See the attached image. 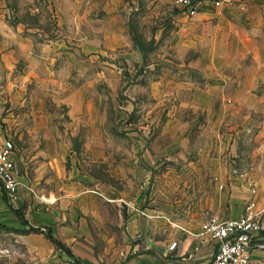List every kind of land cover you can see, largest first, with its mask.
Listing matches in <instances>:
<instances>
[{"label": "rangeland", "instance_id": "374dc122", "mask_svg": "<svg viewBox=\"0 0 264 264\" xmlns=\"http://www.w3.org/2000/svg\"><path fill=\"white\" fill-rule=\"evenodd\" d=\"M217 24L209 15L184 21L174 0H0V133L14 142L20 180L19 199L5 202L21 225H0V264H74L46 229L84 264H127L146 251L127 234L131 211L150 202L137 208L136 197L177 169L185 148L190 157L206 128L194 123L186 143L187 125L170 121L181 101L165 68L207 48ZM226 103L217 131L232 155L244 162L256 150L264 160V132L249 138L264 108ZM22 217L38 231H23ZM153 255L140 264H161Z\"/></svg>", "mask_w": 264, "mask_h": 264}, {"label": "crops", "instance_id": "0c3cea01", "mask_svg": "<svg viewBox=\"0 0 264 264\" xmlns=\"http://www.w3.org/2000/svg\"><path fill=\"white\" fill-rule=\"evenodd\" d=\"M175 9L184 21L200 15L218 18L208 47L196 48L199 52L193 54H178V63H170L162 78L172 89L169 92L174 93V88L178 87L181 105L178 115L172 113L170 121L187 125L181 133L183 135L187 130L182 139L186 143L189 141V129L194 123L202 126L201 122L206 128L195 131V137L202 143L190 157L185 148L177 169H168L158 176L155 190L148 195L144 191L137 195L133 204L137 208L150 201L141 214H163L176 226L164 220L150 224L132 210L127 221L128 238L140 239L142 245H137L146 251L127 264H140L151 259L152 254L161 264H213L216 244L203 232V222L211 216L237 218L250 202H255L261 220V228L253 237L251 258L253 264H264L263 157L256 150H248L246 160L239 162L232 155L233 144L230 145L227 136L217 131L225 117L226 101L249 113L264 108V0H224L220 6H209L192 18L184 17ZM220 45H227V49ZM186 112L191 119H183ZM200 114L202 118L198 116ZM248 121L252 125L251 120ZM260 126L256 135L251 132L250 139L254 136L255 141L260 140L264 132V126ZM5 200L0 188V225L21 228ZM156 222H162L161 226ZM63 226L66 228L59 233L64 232L66 236L72 225ZM29 227L25 220L22 221L23 231ZM49 230L55 236L54 231ZM51 243L54 249L56 246ZM172 243H176L174 249H170Z\"/></svg>", "mask_w": 264, "mask_h": 264}, {"label": "built area", "instance_id": "2783aa9c", "mask_svg": "<svg viewBox=\"0 0 264 264\" xmlns=\"http://www.w3.org/2000/svg\"><path fill=\"white\" fill-rule=\"evenodd\" d=\"M223 1L174 0V5L184 17L192 18L209 6H220ZM15 156L13 140L0 133V188L9 203L19 199L20 180L15 166ZM252 185L250 183V187ZM260 228V214L256 211L255 202H250L244 213L237 218L211 216L204 221L203 232L216 244L213 264H253L252 241ZM175 246L176 243H172L170 249H174Z\"/></svg>", "mask_w": 264, "mask_h": 264}, {"label": "trees", "instance_id": "16d2710c", "mask_svg": "<svg viewBox=\"0 0 264 264\" xmlns=\"http://www.w3.org/2000/svg\"><path fill=\"white\" fill-rule=\"evenodd\" d=\"M15 213L18 215V210H15ZM20 217V216H19ZM22 221H24L22 219ZM39 228H34V227H29V231H38ZM47 231L45 232L46 237L60 250L66 252L69 256L72 257L74 264H81L71 253L70 249L61 241H59L57 238H55L51 231L49 229H46Z\"/></svg>", "mask_w": 264, "mask_h": 264}]
</instances>
